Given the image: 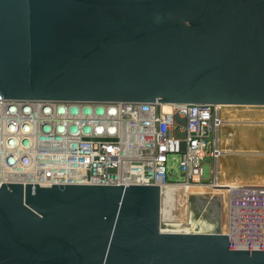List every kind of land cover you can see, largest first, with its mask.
<instances>
[{
	"label": "water",
	"instance_id": "obj_1",
	"mask_svg": "<svg viewBox=\"0 0 264 264\" xmlns=\"http://www.w3.org/2000/svg\"><path fill=\"white\" fill-rule=\"evenodd\" d=\"M0 98L264 106V0H0ZM156 185L0 183V264H264L165 232Z\"/></svg>",
	"mask_w": 264,
	"mask_h": 264
},
{
	"label": "built area",
	"instance_id": "obj_2",
	"mask_svg": "<svg viewBox=\"0 0 264 264\" xmlns=\"http://www.w3.org/2000/svg\"><path fill=\"white\" fill-rule=\"evenodd\" d=\"M223 107L211 103L63 102L0 98V183L211 185ZM179 154L184 181L172 182ZM209 160L212 178L204 181ZM233 249L264 250V185L230 187ZM223 232V231H222ZM224 233V232H223Z\"/></svg>",
	"mask_w": 264,
	"mask_h": 264
},
{
	"label": "rangeland",
	"instance_id": "obj_3",
	"mask_svg": "<svg viewBox=\"0 0 264 264\" xmlns=\"http://www.w3.org/2000/svg\"><path fill=\"white\" fill-rule=\"evenodd\" d=\"M223 112L224 115L227 116V119H230V117L236 120L247 118V120L249 121L240 122L241 124L245 123L246 126L239 125L240 123L238 124L237 122L236 123L232 122L231 125H222L223 127H221V130L223 134L222 133L220 134L221 135L220 152L223 153L224 155L225 154L231 155L230 158L233 159L235 162H237V159L238 161L239 160L241 161L242 164L241 166L243 167L238 166L237 170L241 168H246L249 171L253 170V172L258 173V175L260 176H264V155H263L264 141L261 142L262 144H258L260 147L254 149L256 151H252V153L249 154L248 157L246 153H239L242 152L241 150L238 149L239 144L242 143L241 139L238 138L237 144H234L236 140L233 138L234 136H230L232 131H236L241 135L240 132L241 129L243 128L244 129L242 131H244L243 134L245 135V137L246 135L250 137L251 135L254 134L257 136L258 135L262 136L264 134V114L261 113H264V106H247V105L224 106ZM253 118L256 119L257 122L256 121L253 122L254 121ZM247 128H250V130H248ZM241 137L243 136L241 135ZM243 142L244 143L242 145L246 144L248 148L247 141L243 140ZM179 157H180L179 154H174L173 156L170 157V165L173 166L175 170V173L172 174L170 178L172 182L184 181V177L179 171V166H178ZM221 157H219V159ZM247 161L248 163H246V166L250 165L251 167L249 166H247L248 168L245 167V162ZM239 163L240 162H238L237 164ZM211 178H212L211 165L209 163V160H207L204 163L203 180L210 181ZM217 180L219 182L225 181L226 183H228L227 179L224 177L221 179L220 175ZM229 181L235 182L233 179ZM231 184H237V183H231ZM226 189H221L219 191L216 190L212 191L209 188V186H207L206 188L173 187L172 189L163 192L162 205H161V224H160L161 230L165 232L212 233L215 232L218 227L217 226L218 221L216 218L219 217H220L221 225L223 224V226L225 227L226 211H227V198L225 195Z\"/></svg>",
	"mask_w": 264,
	"mask_h": 264
},
{
	"label": "bare ground",
	"instance_id": "obj_4",
	"mask_svg": "<svg viewBox=\"0 0 264 264\" xmlns=\"http://www.w3.org/2000/svg\"><path fill=\"white\" fill-rule=\"evenodd\" d=\"M164 106H165V109L166 110H169L170 109V104H164ZM222 106H234V105H222ZM240 106H242V105H240ZM225 109V108H224ZM261 114H264V113H261ZM222 121H224V123H223V125H231V123L233 122V123H240L241 121H249V120H247V118L246 119H232L231 117H230V119H227V116H225L224 114L222 115ZM261 118V117H260ZM259 118V119H260ZM253 122H255L256 121V119H254L253 118ZM258 120V119H257ZM251 121V120H250ZM261 121H262V119H261ZM242 122V123H243ZM257 122V121H256ZM259 122V121H258ZM227 123V124H226ZM249 124H250V122H249ZM239 125H245L246 126V124L244 123V124H239ZM223 127V126H222ZM248 130H250V128H247ZM246 132H247V130H246ZM250 133V132H249ZM252 134H254V133H252ZM240 134L239 133H237L236 131H232L231 132V135L230 136H234L233 138L236 140L237 139V137L239 136ZM264 135V134H263ZM257 136V135H251L250 137L249 136H247L246 135V137H245V135L244 134H242V136L244 137H241V135L239 136V139H241V141H242V144L244 143L243 142V140H246L247 141V143H248V148H247V146H244V145H241V148H246L247 150L249 149V150H251V151H256V150H254V149H256L257 147H260L258 144H262L261 142L262 141H264V136ZM231 139V138H230ZM264 146V145H263ZM227 149V148H226ZM246 149H244L243 151H246ZM239 152V151H238ZM239 153H242V152H239ZM264 155V154H263ZM262 156V155H261ZM249 157V156H248ZM220 160V159H219ZM240 161V160H239ZM244 162V161H243ZM250 162V161H249ZM252 162V161H251ZM246 163H248V161L247 162H245V167H247V166H249V167H251L250 165H247L246 166ZM255 163V162H254ZM222 164V163H221ZM242 164H241V161H240V163L238 164V166L239 167H243V166H241ZM243 165H244V163H243ZM256 166V165H255ZM248 168V167H247ZM241 169H243V170H246V168L244 169V168H241ZM248 170V169H247ZM239 171V170H238ZM249 171V170H248ZM251 173H256V172H253V170H251L250 171ZM242 174V173H241ZM263 174V173H262ZM257 177V176H256ZM258 178V177H257ZM264 178V177H263ZM218 181V180H217ZM224 181V180H223ZM228 181V183H226L225 181L224 182H217V183H214V184H211V185H188V184H184V185H178V184H174V185H171V186H169V187H167V188H164L163 190H162V193L163 192H165V191H167V190H169V189H172L173 187H181V188H206L207 186H209V188L212 190V191H219V190H221V189H226V191H225V195H226V198H227V211H226V223H225V227L223 226V224L221 225V228H222V231L224 232V233H226L227 231H228V215H229V203H230V198H229V195H230V190H231V188L230 187H232V185H234V184H231V183H237V184H251V185H264V180L263 181H259V183L256 181V180H250V181H247L246 183H244V181L242 180V178H239V179H237L235 182H233V181H229V180H227ZM243 182V183H242ZM223 187V188H222ZM169 204V203H168ZM198 225V224H197ZM196 227V226H195ZM198 227V226H197ZM199 228V227H198ZM194 231V230H193ZM201 231H202V228H201ZM199 233V232H198Z\"/></svg>",
	"mask_w": 264,
	"mask_h": 264
},
{
	"label": "crops",
	"instance_id": "obj_5",
	"mask_svg": "<svg viewBox=\"0 0 264 264\" xmlns=\"http://www.w3.org/2000/svg\"><path fill=\"white\" fill-rule=\"evenodd\" d=\"M243 129H241V132H240L241 135L244 132V131H242ZM221 133H222V130H221L220 134ZM239 136L237 137V139L239 138ZM237 139H236V141H235L234 144H237ZM240 145H242V143L239 144V148L238 149L241 150L242 153H246L248 156H249V154L252 153L251 150H249V149L247 150L246 148H244V149H246V151H243L244 149L241 148ZM244 145L247 146L246 144H244ZM230 156L231 155H228V154H225L224 155L223 154L222 157L220 158V160H218L219 175H220V178L221 179L224 177L227 180L233 179L234 181H236L237 178H242V180L244 181V183H246L247 181H250V180H256L259 183V181H263L264 180V178H263L264 176H260V175H258V173H251L247 169L246 170L239 169V171H238L237 170L238 169L237 168L238 167V164L237 163L240 162V161H238V159H237V162H235L233 159L230 158ZM235 156H238V155H235ZM231 177H234V178H231Z\"/></svg>",
	"mask_w": 264,
	"mask_h": 264
}]
</instances>
